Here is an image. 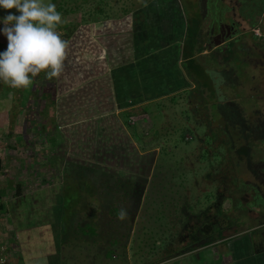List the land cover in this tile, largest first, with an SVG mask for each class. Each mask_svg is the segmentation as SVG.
<instances>
[{"label": "crops", "instance_id": "0c3cea01", "mask_svg": "<svg viewBox=\"0 0 264 264\" xmlns=\"http://www.w3.org/2000/svg\"><path fill=\"white\" fill-rule=\"evenodd\" d=\"M63 1L65 16H82L89 7L99 13L116 8L122 14L66 22L78 29L68 42L58 77L48 79L41 72L32 85L20 89L0 81V232H5L0 239L10 264H264V211L253 214L256 221L247 216L236 230L234 219L217 217L211 208L220 204L223 210L222 198L203 197L195 202L181 198L178 206L186 215L173 221L176 234L158 241L160 250H155L149 244L146 220L141 222L140 212L130 207L139 205L140 211L147 199L126 196L119 203L96 190L102 186L96 183V175L106 174L119 183L124 180L130 189L152 174L154 154L150 152L154 150H140L136 141L153 130L145 109L164 100L172 108L179 100L184 102L186 90L194 89L191 77L181 75L188 72L184 61L198 56L212 60L225 52L224 43L215 49L199 41L184 45L185 30L190 29L179 0H136L133 8L131 0H113L111 6L108 0ZM94 1L93 6L87 4ZM227 1L221 0L223 12L217 10L210 18L205 16L209 11L203 10L201 21L208 25L199 31L202 35L203 31L205 36L213 35L218 21H228ZM58 2L51 0L61 7ZM196 25L198 32L201 24ZM7 45L1 32L0 52ZM148 64L161 70L156 80ZM134 114L140 117L132 123ZM84 176L97 195L78 192L76 201L84 205L86 214L77 217V206L70 207L69 212H74L70 222H77L81 229L69 233L64 244L66 230L73 224L61 222L63 210L57 214V204L52 208L46 191L57 194L69 178L77 184ZM117 181L113 180L114 185H120ZM58 198L60 206L66 203L63 194ZM120 206L125 211L123 219L115 210ZM41 209L46 215L38 217ZM193 215L197 229L192 239L188 219Z\"/></svg>", "mask_w": 264, "mask_h": 264}, {"label": "rangeland", "instance_id": "374dc122", "mask_svg": "<svg viewBox=\"0 0 264 264\" xmlns=\"http://www.w3.org/2000/svg\"><path fill=\"white\" fill-rule=\"evenodd\" d=\"M112 1L113 0H108V3H110L108 4V6L112 5ZM199 1L200 0H179L186 25L190 29V31L185 30V40L183 43L184 45L186 44L187 47H191L193 44H195L196 41L205 42L204 40L206 37L204 31L203 35L199 31L201 29L205 30L208 23L205 22L206 20L201 21L202 13L203 10L205 11V7H200ZM131 2L133 3L131 5V8L137 5L136 0H131ZM204 2L205 0L203 1V3ZM43 3H51V0H43ZM58 3L61 4V7L58 6L59 4H56V8H61L60 13L62 14L63 23H66L69 20L70 22L82 20V16H85L83 20H86L88 17L94 18L97 17V15L101 18L105 14L109 15L110 17H120L119 15L122 14L116 13L115 11H118L116 10V8H113V12L104 10L102 13H99L95 12L93 8L89 7L88 10L90 11L87 13H83L82 16L79 13H75L73 15L67 14L65 16V13L63 12L65 8L64 1L59 0ZM212 3L216 5L214 8L215 11L219 10L218 13L223 12L220 0H209V12L205 15L206 18H210V11L211 9H213ZM87 4L89 6H93L95 5V1L94 4L93 2H88ZM227 4L229 6L233 5L232 1H227ZM78 6H80V4H78ZM75 8H78L76 6V3ZM10 13L19 15L16 9L6 10L0 8V21H2L3 18ZM157 23V21H154L155 25H157ZM196 23L201 24L198 32L197 30H194L197 28ZM3 27V23L0 22V29H2ZM1 32L2 31H0V33ZM253 40H255V37ZM244 43L248 45V48L251 47V40L244 39ZM216 56L217 57H214L212 60H210L208 57L204 58L205 56H198L192 62H188V60L184 61L185 63L183 64V69L188 72H182L181 75L186 79H189L191 77V85L194 88H189L183 94L182 98H184V102H181V100H179L178 104L172 108L170 107L171 102L164 100L162 102L150 104L145 109L146 114L149 116L148 119L151 120L153 130L150 129L149 137H147V135L143 137L144 139L142 138V140L136 141L140 150H154V152H150L154 154L152 174L147 173L145 176V180H138L133 186L134 189L125 188L124 190L119 189V187H115L113 180L117 181V179L107 177L106 174L95 176L97 181L96 183L100 186L102 184L101 189H96L102 196L108 193L111 197H115L114 199L119 203L120 200L126 199V196H132V198L136 197L137 199H147L146 203L140 211L138 208H140L141 206L139 205H136L135 207L134 205H131L130 207L136 208V213L140 212L139 215L141 222L146 220L145 226L149 229V235H151L148 239L150 241L149 244L150 247L155 250H160V247H156V243L158 241H162L163 239H165L164 237L166 235L174 237V235L176 234L175 232H173L175 228V224L173 221L180 220L182 218L181 215H186V212H184L183 210L180 211V207L178 206V202L181 198L190 197L192 202H195L197 198L203 197H207L211 200H214V198H222L225 202L223 210V206L221 207L220 204H214L211 206V208L215 212V215L217 217H220L221 215L223 217V215H225L227 216L226 218L228 222H233L234 219V228L238 227L240 223L245 222L247 216L251 221H255V216L250 215L249 211L253 210L256 213H261L264 211V203H253L252 201L247 200L248 197H246V199H244L243 201V211H245L243 213L242 211L236 212L234 211L236 206L232 205V201H230L229 199L224 200V198L219 195L220 193H225L226 196L230 195V193H233V190L236 189L232 185L226 186L227 183L224 184L220 182V180H224V182L225 180L227 181V170L225 168L222 169L220 173H216V182H219L218 184L215 183L214 178L212 177L204 179L207 173V166L205 165L210 164L213 161L214 164L218 162L215 157L217 152H214V150H217L216 148L218 147L219 142L207 148L206 155L204 156L205 152L200 151V138L205 136L207 132L206 128L209 127V124L210 130H214V128L219 125H227L225 123L226 121L219 115L221 106L223 105L227 109L238 106L241 108L243 114L246 115L247 118L253 119L254 117L252 115H254L255 113L264 117V71L262 72L261 70L256 69L255 65L252 66L247 61H245L247 60L246 58L254 59L257 58L258 55L250 50L248 54L246 53L245 56H242L239 50H232V48L230 47V49H226V51L223 52L220 56H218V54ZM223 59L226 63H220ZM156 67L157 66L155 65L148 64V68L150 69L149 74L154 80H156L159 73H161V70L157 69ZM220 68L225 69V72H222L221 70L218 73L217 69ZM219 74L223 75V79ZM176 99L178 98L176 97L175 101H177ZM191 99H194V102L192 103V107L190 108L189 106H191ZM165 108L167 109L166 111ZM52 112L54 113L53 109H51V113ZM141 112H143V110H141ZM131 117L135 118L132 120L133 123L134 121H137L136 118H139L140 116L134 114ZM209 117H211V122H207V119ZM232 128L233 127H228L227 129H229L230 137L234 141V147H232L235 148L234 151H256L264 154V146L253 143H246L247 139H243L238 136V132H235ZM216 135H220L221 137L223 136V134H216V132H214L210 136L216 139ZM134 137L136 138V136ZM1 139H3V137H1ZM203 140H206V138ZM205 143L207 142L205 141ZM224 153L225 152H221V154ZM201 157H206L208 160L205 163H201L202 159H199ZM185 160H187L188 162ZM250 160L252 159L249 157L247 159L245 158L241 163L240 168L238 169V178L240 184L246 183L250 186H257L259 194H261L262 198L264 199V182L262 183L264 177H262L260 180H257V175L254 171H252V168L249 167L248 163L250 162ZM191 163L194 164L193 167H191ZM213 169H215V167ZM261 170L264 171V164L262 165ZM262 174H264V172ZM135 176L137 177V174ZM139 176L141 177L142 175L139 174L138 177ZM84 177L80 179V181L82 182H79L77 184L74 182V179L69 178L65 183V187H63L62 190H59L61 192H58L57 194L52 190L46 191L52 197V208H54L56 204L58 205H56L57 214H59L58 212L60 209L63 210L61 211V214H59L60 217L63 218L61 222L67 226L70 225V223L73 224L71 228L70 226H68V229L66 230L68 239H66L64 244L68 243L70 236L69 233H73V230L78 231L81 229L77 227V222H70L73 216L71 214H74V212H69L70 207L75 208V206H77V217L86 214L84 205L76 201L78 192H83L85 190L86 194L89 196H93L96 193V190L91 187L90 183H88L89 179H86V176ZM102 177L105 179H103ZM204 180L207 182H205ZM119 184L122 186H126L124 180ZM114 187V191L108 190V188L112 189ZM246 189L247 187L245 188L247 196L249 195L250 197L251 194H254L253 189ZM61 193L66 199V203L64 200V205L62 206L58 204V197L61 198ZM54 195H56L57 198H55ZM83 198L86 201H90L86 197ZM216 201L219 200L216 199ZM216 206L218 207V209ZM48 208H50V206L47 207V209ZM115 208V210H117V212L120 214L122 206H120V209L118 207ZM201 213L202 211H200V214ZM232 214H234V217L232 216ZM43 215H46L45 209H41V211L37 212L38 217ZM187 219L188 218L185 217V221H187ZM188 220L190 221L192 229V232H188L189 237L193 239V235H195L194 233L197 229L195 223V215L189 217ZM169 224L173 225L172 227L170 226V228H172L171 231H169L167 227L169 226ZM236 230H240V228H236ZM136 232L138 234V231ZM4 233L5 232H0V237H2ZM26 257H28V255Z\"/></svg>", "mask_w": 264, "mask_h": 264}, {"label": "clouds", "instance_id": "9594fccd", "mask_svg": "<svg viewBox=\"0 0 264 264\" xmlns=\"http://www.w3.org/2000/svg\"><path fill=\"white\" fill-rule=\"evenodd\" d=\"M0 8L16 9L8 14L0 29L7 37V49L0 52V81L12 88H27L33 78L45 72L48 79L58 77L67 55L68 42L56 30L62 14L56 5L43 0H0ZM125 211L121 209L120 218Z\"/></svg>", "mask_w": 264, "mask_h": 264}, {"label": "trees", "instance_id": "16d2710c", "mask_svg": "<svg viewBox=\"0 0 264 264\" xmlns=\"http://www.w3.org/2000/svg\"><path fill=\"white\" fill-rule=\"evenodd\" d=\"M75 26L76 25L72 26L70 24H65L62 22L61 24L57 25L56 30L61 34L62 39L69 42V40L72 38V36L78 29ZM220 110H219V115L222 117V119L226 121L225 123L227 125H222V126L219 125L215 127L214 130L212 129L210 130V124H209V127L206 128L207 132L205 136L200 138V148H201L200 151L205 152L204 156L206 155L207 148L219 142L218 147L216 148L217 150H214V152H217L215 157L218 160V162L214 164V161H213L212 163L214 165L212 163L205 165L207 166V171H206L207 173L204 179H208L209 177H212L214 178L215 183L218 184L219 182H216V173L217 174L220 173V171H222V169L225 168L227 170L226 171L227 181L225 180L224 182V180H220V182L224 184L227 183L226 186L232 185L236 189L233 190V193H230V195H227V196L225 193H222V194L218 193V194L222 196L224 200L229 199L230 201H232V205L236 206L234 211L236 212L242 211L243 213L245 211V210L243 211L244 209L243 201L244 199H246V197H248L247 200H250L253 203H258V204L264 203V199L262 198L261 194H259L257 186L256 187H254V185L250 186L249 184H246V183L240 184V181L238 178V169L240 168V165L243 162V160L249 157L252 159L248 163L249 167L252 168V171H254L255 174L257 175L256 176L257 180H260L263 177L262 173L264 172L263 170H261V167L264 164V154H261L260 152H256V151L250 152L248 150H247L248 152L234 151L235 148H232L234 147L233 146L234 141L230 137V131L227 128L233 127L232 129L235 132H238L237 133L238 136H240L243 139H247L246 143H253V144H259V145L264 146V117L255 113L254 115H252L254 117L253 119L247 118V116L243 114L241 108L238 106L227 109L222 105ZM211 121H212L211 117H209L207 119V122H211ZM214 132H216V134L221 133L223 134V136L221 137L220 135L219 136L216 135V139H214L210 136ZM205 138L206 140H203ZM205 141L207 143H205ZM246 149H247V146H246ZM221 152H225V153L221 154ZM199 159H202L201 163L202 162L205 163L208 160L206 157L204 158L201 157ZM193 166L194 164L191 163V167ZM214 167L215 169H213ZM119 182L117 181L116 184H119ZM115 187H119V189H123V190L124 188H126V186H122V185H115ZM246 187H247L246 190L253 189L254 194H251L250 197L249 195L248 196L246 195V191H245ZM131 188L134 189L132 185H131ZM249 213L250 215H253L256 212L251 210L249 211ZM254 220L256 221V218H254Z\"/></svg>", "mask_w": 264, "mask_h": 264}, {"label": "flooded vegetation", "instance_id": "af4514ba", "mask_svg": "<svg viewBox=\"0 0 264 264\" xmlns=\"http://www.w3.org/2000/svg\"><path fill=\"white\" fill-rule=\"evenodd\" d=\"M200 0V7L204 6L206 11H209V0ZM233 5L226 4V12L230 14L228 21H218V26L215 28L213 35L205 36V48H216V46L224 43L226 49L230 47L241 52L242 56L248 54L250 50L258 55L257 58H246L250 65L258 70L264 71V0H230ZM221 2V0H220ZM211 9V16L216 14ZM222 5V2H221ZM212 8V7H211ZM203 9V8H202ZM214 10V11H213ZM245 25V26H244ZM247 25V26H246ZM247 28L246 30H244ZM255 28L260 30L261 38L254 39ZM244 39L251 40V47L244 43ZM254 41V42H253ZM253 42V43H252ZM226 49H224L226 51ZM224 52V51H223ZM222 66V65H221ZM225 72V69H217L219 73ZM218 75V74H215ZM222 79L223 75L219 74ZM225 78V77H224ZM264 175V174H263ZM264 177V176H263ZM264 179L262 180V183Z\"/></svg>", "mask_w": 264, "mask_h": 264}, {"label": "built area", "instance_id": "2783aa9c", "mask_svg": "<svg viewBox=\"0 0 264 264\" xmlns=\"http://www.w3.org/2000/svg\"><path fill=\"white\" fill-rule=\"evenodd\" d=\"M254 35L256 39L261 38L260 30L255 28ZM0 264H10V258L7 254L6 246L4 243H2V240L0 239Z\"/></svg>", "mask_w": 264, "mask_h": 264}]
</instances>
